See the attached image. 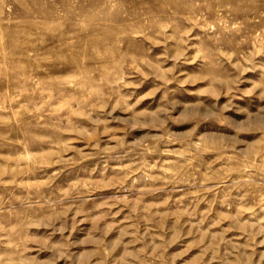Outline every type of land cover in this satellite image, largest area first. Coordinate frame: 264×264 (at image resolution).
I'll return each instance as SVG.
<instances>
[{"label":"rangeland","instance_id":"1","mask_svg":"<svg viewBox=\"0 0 264 264\" xmlns=\"http://www.w3.org/2000/svg\"><path fill=\"white\" fill-rule=\"evenodd\" d=\"M0 264H264V0H0Z\"/></svg>","mask_w":264,"mask_h":264}]
</instances>
